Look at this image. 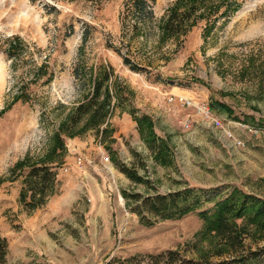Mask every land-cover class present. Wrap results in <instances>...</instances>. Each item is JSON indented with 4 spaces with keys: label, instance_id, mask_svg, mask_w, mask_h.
Returning <instances> with one entry per match:
<instances>
[{
    "label": "rangeland",
    "instance_id": "374dc122",
    "mask_svg": "<svg viewBox=\"0 0 264 264\" xmlns=\"http://www.w3.org/2000/svg\"><path fill=\"white\" fill-rule=\"evenodd\" d=\"M127 1L0 0L5 264H122L134 258L131 264H151L149 256L170 251L199 258L215 249V241L200 235L197 214L147 227L127 209L123 190L148 197L186 187L220 188L222 195L239 188L264 198V0H234L239 6L230 17H221L223 7L172 38L162 28L177 0L151 1L154 20L136 32ZM85 30L83 60L113 71L115 94L126 88L125 101L109 119L115 141L103 143L93 130L64 136L56 192L30 215L19 201L24 173L15 166L27 156L42 161L53 133L90 92L74 76ZM125 56L140 70L126 65ZM17 96L24 97L15 101ZM211 101L233 115L211 112ZM133 114L149 115L158 136L169 141L168 166L155 160ZM107 147L150 185H136L121 173ZM245 244L264 247V234L251 232Z\"/></svg>",
    "mask_w": 264,
    "mask_h": 264
},
{
    "label": "trees",
    "instance_id": "16d2710c",
    "mask_svg": "<svg viewBox=\"0 0 264 264\" xmlns=\"http://www.w3.org/2000/svg\"><path fill=\"white\" fill-rule=\"evenodd\" d=\"M151 1L155 0L127 1L125 12L127 11L126 16L133 21L134 32L154 20ZM237 6L239 5L234 0H220L218 4L214 0H177L169 9L168 18L162 28L163 35L168 38L183 35L196 25L198 19L216 15L223 7L225 10L221 17H230L232 12L237 10ZM202 10L208 14L199 15L198 12ZM128 18L123 17V20L127 21ZM88 38L89 32L85 30L74 76L81 82L82 87L89 88L90 92L53 133L51 148L42 161L31 162L27 156L15 166V170L24 173L19 201L30 215L44 207L56 192L58 174L55 170L63 164L66 153L64 136L75 137L93 130L101 137V142L115 141L112 139L113 131L109 119L115 108L125 101L126 88L118 87L115 91L119 95L115 94L112 86L118 85L113 71L103 66L94 69L83 60V50ZM15 47L17 48L11 46ZM124 63L134 71L140 70L139 64L133 63L128 56H125ZM45 68L46 66L42 65L39 71ZM22 97L24 96H17L15 101ZM217 110H224L229 115L234 113L227 105L211 101L210 111ZM133 117L142 140L152 149L155 160L168 166L172 161L169 141L158 136L155 123L149 115L133 114ZM107 150L117 168L129 180L136 185H150L148 178L140 175L135 169L120 164L116 153L111 148L107 147ZM121 195L127 209L136 214L141 224L147 227L155 225L157 220H180L190 214H197L203 223L200 235L216 243L211 253L199 258H188L180 251H170L159 256H149L151 264H264V247L254 249L245 244L251 232L264 234V198L248 194L239 188H233L222 195L220 188L205 190L197 187H186L166 194L155 191L148 197L127 190H123ZM209 203H214V207L206 209L205 206ZM8 250V241L0 236V264L6 263ZM137 260L134 258L120 263L131 264Z\"/></svg>",
    "mask_w": 264,
    "mask_h": 264
}]
</instances>
